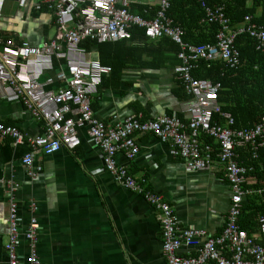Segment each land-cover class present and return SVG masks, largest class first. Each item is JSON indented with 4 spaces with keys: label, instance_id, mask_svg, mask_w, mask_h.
Wrapping results in <instances>:
<instances>
[{
    "label": "built area",
    "instance_id": "built-area-1",
    "mask_svg": "<svg viewBox=\"0 0 264 264\" xmlns=\"http://www.w3.org/2000/svg\"><path fill=\"white\" fill-rule=\"evenodd\" d=\"M5 1L0 0V18ZM28 1L16 0V4L24 8ZM40 2L53 16L58 38L34 46L0 35V97L8 103L22 104L26 112L41 122L40 133L27 135L18 127L0 121V137L9 136L15 143L26 141L29 151L21 161L28 177L36 178L41 173V165L33 162L34 155L49 154L60 148L71 151L80 142L79 131L85 129L89 140L99 149L107 173L124 188L142 195L157 210L161 248L167 264H264V242H260V238H264V215L257 218L255 235L248 234L239 225L242 199L252 193H264V188L254 190L244 186L253 168L240 163L235 152L240 143L257 144L256 139L264 133V116L248 129L212 123L214 115L223 116L218 102L221 86L190 76L200 61L220 62L228 70L238 69L240 57L234 41L240 34L248 35L254 40L255 50L264 52V26L255 24L247 15L241 24L233 27L222 5L209 6L200 1L203 13L200 21L216 25L217 32L213 43L191 45L181 40L182 30L167 15L171 0ZM132 5L142 6L144 16L132 13ZM35 9H39V4ZM152 9L153 16L145 18ZM134 27L144 30L148 42L166 37L178 47L179 64L173 73L186 96L181 106L182 118L164 114L145 119L141 114H134L105 123L94 117L89 101L111 69L87 59L86 49L80 44L83 40L97 44L130 40V30ZM226 118L232 123L229 116ZM199 132L210 135L218 143L216 158L223 164L231 191L225 225L217 236L180 226L170 206L145 189V180L116 161L119 152L132 159L139 151L136 136L151 133L170 143L175 153L187 160L189 167L208 168L215 158L211 157L209 146L199 149ZM7 221L8 238L4 248L8 264L19 263L16 248L21 235L28 245L25 263L39 264L35 250V218H30L21 232L17 204L10 201ZM198 240L201 243H197ZM182 246H192L193 255H180Z\"/></svg>",
    "mask_w": 264,
    "mask_h": 264
},
{
    "label": "crops",
    "instance_id": "crops-1",
    "mask_svg": "<svg viewBox=\"0 0 264 264\" xmlns=\"http://www.w3.org/2000/svg\"><path fill=\"white\" fill-rule=\"evenodd\" d=\"M37 4L39 9L36 10ZM0 35L34 46L58 38L53 16L40 0H29L24 8H19L16 0H6L0 18ZM93 43L86 49V57L98 62L99 44ZM160 51L156 58L145 54L133 56V62L123 66L112 79L102 78L106 81L101 80L96 95L89 101L96 119L109 123L134 114H141L145 119L164 114L182 118L181 106L186 96L173 73L179 64L178 49L174 51L165 46ZM127 55L124 51L117 53L120 63ZM239 89L238 101L242 102L245 93L242 87ZM219 105L220 109L229 108V105ZM216 115L219 125L238 130L251 128L260 119L241 126L227 112H223V116ZM0 121L18 127L27 135L41 131V122L26 112L22 104L8 103L1 97ZM79 137V144L71 151L60 148L49 154L34 155L33 162L42 165L41 175L36 178L28 177L21 161L29 151L26 141L15 143L9 136L0 137V264H8L4 247L8 238L10 201L17 204L21 232L30 218L37 222L35 250L39 264H167L161 248L157 210L142 195L124 188L107 173L101 153L89 140L85 129L79 131ZM136 139L137 154L127 159L119 152L117 164L143 178L145 189L170 206L180 226L203 230L209 236L220 234L231 191L223 164L216 158V140L199 132V149L209 146L210 155L215 159L210 167L196 169L189 167L187 160L178 156L170 143L155 135L143 133ZM256 143L255 146L240 143L235 152L240 163L253 168L244 186L260 190L264 188V176L256 175V171L264 172V133ZM251 201L255 205L263 204L264 193L245 196L241 210ZM257 218L244 219V226L257 223ZM260 242H264V238H260ZM16 250L20 258L18 264H26L28 245L22 235ZM192 251V246H182L179 253L187 256L193 255Z\"/></svg>",
    "mask_w": 264,
    "mask_h": 264
},
{
    "label": "trees",
    "instance_id": "trees-1",
    "mask_svg": "<svg viewBox=\"0 0 264 264\" xmlns=\"http://www.w3.org/2000/svg\"><path fill=\"white\" fill-rule=\"evenodd\" d=\"M200 1H204L209 6L222 5L224 13L233 27L241 24L247 15L251 16L253 22L264 25V0H171L167 15L173 20L174 25L179 26L182 30L181 40L185 43L201 45L214 42L217 27L214 24H205L200 21L203 18L199 6ZM143 10L145 9L140 5L130 7L132 13L141 16H144ZM152 10L145 18L153 16L154 9ZM130 33V40L97 45L98 63L111 69L108 79H112L120 73L123 66L133 62V56L137 58L139 55L145 54L146 57L156 58L158 57L156 54L160 53V50L165 46L174 51L178 49L170 39L165 37L158 39L157 42L156 40L148 42L144 37V30L141 28L134 27ZM80 45L88 49L94 43L83 40ZM235 47L239 51L241 61L238 69L227 70L220 62L208 65V63L200 61L190 76L194 79L220 84L221 91L218 95V102L229 105V108L221 107V111L229 113L233 119L241 123V126H248L264 114V54L254 50V41L246 34L236 36ZM121 51L128 54L127 59L122 63L117 56V53ZM104 81L106 80H102V83ZM241 87L245 93V99L239 102L238 96L241 91L239 88ZM218 118L217 115H214L213 123H219ZM205 138L211 140L210 137ZM257 173L264 176V172L256 171V175H258ZM250 174H253V171ZM260 215H264V203L255 205L251 201L250 205L244 206L241 210L240 227L248 234H253L257 231L256 223L244 226L243 220L246 218L252 220Z\"/></svg>",
    "mask_w": 264,
    "mask_h": 264
},
{
    "label": "bare ground",
    "instance_id": "bare-ground-1",
    "mask_svg": "<svg viewBox=\"0 0 264 264\" xmlns=\"http://www.w3.org/2000/svg\"><path fill=\"white\" fill-rule=\"evenodd\" d=\"M42 166V165H41ZM41 175V174H40Z\"/></svg>",
    "mask_w": 264,
    "mask_h": 264
}]
</instances>
